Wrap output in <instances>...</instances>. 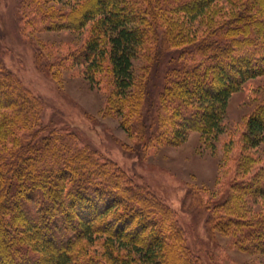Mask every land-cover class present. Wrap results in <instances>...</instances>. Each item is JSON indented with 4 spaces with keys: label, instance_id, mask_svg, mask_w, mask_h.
I'll return each mask as SVG.
<instances>
[{
    "label": "trees",
    "instance_id": "1",
    "mask_svg": "<svg viewBox=\"0 0 264 264\" xmlns=\"http://www.w3.org/2000/svg\"><path fill=\"white\" fill-rule=\"evenodd\" d=\"M23 1L21 22L30 28L80 32L91 24L82 46L53 65L85 66L90 79L107 69L122 126L138 146H178L191 132L218 139L230 96L264 75V0H234L236 11L226 19L218 10L219 21L208 20L199 38L183 24L201 22L221 0H71L67 11L46 8L58 0ZM157 14L174 17L182 32L174 26L172 38L154 24ZM148 44L156 47L153 62L165 54L168 64L151 87L147 64L137 88L133 62ZM42 111L0 56V264H202L171 208L67 127L42 128ZM242 141L243 154L264 143V106L248 117ZM243 158L235 177L248 172ZM259 170L232 181L225 201L197 203L211 231L264 255V211H250L264 197Z\"/></svg>",
    "mask_w": 264,
    "mask_h": 264
},
{
    "label": "rangeland",
    "instance_id": "2",
    "mask_svg": "<svg viewBox=\"0 0 264 264\" xmlns=\"http://www.w3.org/2000/svg\"><path fill=\"white\" fill-rule=\"evenodd\" d=\"M233 1H219L218 9L212 14L190 27L183 24V28H191L195 38H199L204 34L208 20L219 21L218 10L224 11L226 19L236 11ZM73 4L71 0H58L46 4V8L67 11ZM26 6L23 0H0V56L6 70L42 103L41 127H67L99 156L113 161L136 184L146 187L171 208L185 235L186 245L202 264H264V255L232 246V233L211 231L207 226L209 214L197 203L199 197L223 202L232 181L252 177L259 169L258 173L262 171L264 175V143L244 154L241 151L242 133L248 117L264 106V75L247 80L230 96L223 121L224 132L218 139L204 142L200 133L191 132L178 146L155 143L138 146L122 126L123 114L114 104L113 81L107 69L90 79L84 74L85 66L72 65L75 63L68 60L63 63L68 66L58 68L53 65L66 58L68 52L82 46L91 24L80 32L37 30L21 22H25L21 17ZM174 20V17L157 14L154 24L165 28L173 38ZM179 26L173 33L182 32ZM151 48L133 62L137 88L144 73L148 72L147 64H154L149 70L150 87L152 81L160 85L166 72L168 59L165 54L153 62L156 47ZM173 53L178 55L176 51ZM147 106L148 103L143 108L144 118H150ZM241 156L248 165V172L235 177V162ZM250 208L252 212L264 211V197ZM92 248L99 249L100 246L97 243Z\"/></svg>",
    "mask_w": 264,
    "mask_h": 264
}]
</instances>
